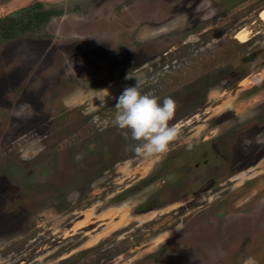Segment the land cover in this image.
<instances>
[{
    "label": "rangeland",
    "instance_id": "1",
    "mask_svg": "<svg viewBox=\"0 0 264 264\" xmlns=\"http://www.w3.org/2000/svg\"><path fill=\"white\" fill-rule=\"evenodd\" d=\"M36 7L52 14L34 21ZM263 9L0 0V264H264ZM136 84L175 101L163 157L114 125ZM203 138L226 145L229 165L182 190L165 160Z\"/></svg>",
    "mask_w": 264,
    "mask_h": 264
},
{
    "label": "clouds",
    "instance_id": "2",
    "mask_svg": "<svg viewBox=\"0 0 264 264\" xmlns=\"http://www.w3.org/2000/svg\"><path fill=\"white\" fill-rule=\"evenodd\" d=\"M115 108L114 125L126 139L130 137L136 142V153L145 157H163L170 151L179 135L178 129L169 123L174 119L176 109L172 98L165 97L160 103L155 95L142 94L136 84L123 90ZM243 264H258V261L249 256Z\"/></svg>",
    "mask_w": 264,
    "mask_h": 264
},
{
    "label": "flooded vegetation",
    "instance_id": "3",
    "mask_svg": "<svg viewBox=\"0 0 264 264\" xmlns=\"http://www.w3.org/2000/svg\"><path fill=\"white\" fill-rule=\"evenodd\" d=\"M36 11V10H35ZM119 15H117L118 17ZM123 18H127L125 15H123ZM121 27H125L124 25ZM117 28V27H116ZM124 29L120 30V32H123ZM108 48V47H107ZM136 69V68H135ZM137 70H134L136 72ZM213 73L217 76V71H211V76L210 80L211 81H217V78L213 76ZM202 74L200 73V78ZM201 79L198 80L200 83H197V86L199 87L200 90H202V87L200 84L202 81L207 80V79ZM119 78H116L115 81H117ZM188 83V82H187ZM189 84V83H188ZM187 84V85H188ZM177 90V91H175ZM173 92L178 93V88L175 89ZM196 91V90H194ZM194 91H186L184 94L186 98H190ZM212 138H203L201 143L194 147V151H187L184 152L183 154H187L184 157H181L179 159V163L175 164L176 157L175 155L169 156V159L165 160V163L163 165V170L166 171V174H170V169L172 167L178 168L179 173V178H180V183H178V186H183L182 190H184L187 185H189V188L192 187V185L195 182H201L204 177V180H210V178L214 177L217 175V173L222 172V170L225 167H228L229 163L228 161L224 164L223 160L226 158V145H216L215 142L211 140ZM225 150V152H224ZM218 162L220 163L221 167ZM220 166V167H219ZM224 169L223 171H225ZM179 190V189H178ZM180 190V191H182Z\"/></svg>",
    "mask_w": 264,
    "mask_h": 264
},
{
    "label": "bare ground",
    "instance_id": "4",
    "mask_svg": "<svg viewBox=\"0 0 264 264\" xmlns=\"http://www.w3.org/2000/svg\"><path fill=\"white\" fill-rule=\"evenodd\" d=\"M259 17L264 21V9L260 11ZM235 38H237L241 43L247 42L249 39L248 31H246L245 29L237 31Z\"/></svg>",
    "mask_w": 264,
    "mask_h": 264
},
{
    "label": "trees",
    "instance_id": "5",
    "mask_svg": "<svg viewBox=\"0 0 264 264\" xmlns=\"http://www.w3.org/2000/svg\"><path fill=\"white\" fill-rule=\"evenodd\" d=\"M52 14L50 12H42L41 8L36 7V11L32 15L33 20L37 21L40 17H46L47 15Z\"/></svg>",
    "mask_w": 264,
    "mask_h": 264
}]
</instances>
